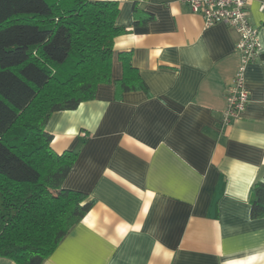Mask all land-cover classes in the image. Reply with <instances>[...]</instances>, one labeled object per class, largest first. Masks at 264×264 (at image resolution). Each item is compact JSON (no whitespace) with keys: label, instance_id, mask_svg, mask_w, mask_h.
<instances>
[{"label":"crops","instance_id":"0c3cea01","mask_svg":"<svg viewBox=\"0 0 264 264\" xmlns=\"http://www.w3.org/2000/svg\"><path fill=\"white\" fill-rule=\"evenodd\" d=\"M114 1L129 31L114 40L112 79L129 52L149 93L117 98L114 82L100 84L51 114L52 149L78 154L64 187L94 204L45 264H264V217L250 203L264 176V0L249 6L261 46L244 70L249 102L229 125L240 33L206 26L181 0ZM135 6L152 19L135 24Z\"/></svg>","mask_w":264,"mask_h":264},{"label":"trees","instance_id":"16d2710c","mask_svg":"<svg viewBox=\"0 0 264 264\" xmlns=\"http://www.w3.org/2000/svg\"><path fill=\"white\" fill-rule=\"evenodd\" d=\"M119 11L114 0H0V257L45 264L94 204L64 187L78 154L52 149L51 114L94 99L100 84L114 82L117 98L149 93L129 52L112 79L114 40L129 31ZM134 12L135 24L153 17ZM250 203L252 218L264 217V176Z\"/></svg>","mask_w":264,"mask_h":264},{"label":"built area","instance_id":"2783aa9c","mask_svg":"<svg viewBox=\"0 0 264 264\" xmlns=\"http://www.w3.org/2000/svg\"><path fill=\"white\" fill-rule=\"evenodd\" d=\"M190 10L200 14L206 26L225 23L240 35L237 48L243 64L234 77L227 94V107L223 112V124L229 125L240 117L249 102V91L245 86L246 64L254 61L261 52L258 30L252 25L249 6L252 0H181Z\"/></svg>","mask_w":264,"mask_h":264}]
</instances>
